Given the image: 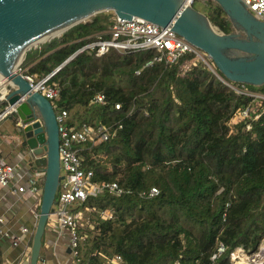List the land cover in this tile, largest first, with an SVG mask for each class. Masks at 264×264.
<instances>
[{
    "label": "trees",
    "instance_id": "trees-1",
    "mask_svg": "<svg viewBox=\"0 0 264 264\" xmlns=\"http://www.w3.org/2000/svg\"><path fill=\"white\" fill-rule=\"evenodd\" d=\"M203 12L219 31H234L218 3L206 1ZM112 14L96 13L29 48L21 63L39 78L52 73L49 81L59 86L54 102L71 123L122 125L115 137L80 150L93 181L123 189H103L78 206L94 208L80 228L81 255L90 264L114 254L122 264H211L221 242L216 264H230L236 246L252 251L264 235V114L249 128L243 122L230 129L232 112L250 98L193 52L173 62L156 61L154 50L77 52L97 40ZM247 87L264 92V84ZM100 90L108 104L97 107L90 98ZM152 186L156 195H140Z\"/></svg>",
    "mask_w": 264,
    "mask_h": 264
},
{
    "label": "water",
    "instance_id": "water-1",
    "mask_svg": "<svg viewBox=\"0 0 264 264\" xmlns=\"http://www.w3.org/2000/svg\"><path fill=\"white\" fill-rule=\"evenodd\" d=\"M193 1L0 0V77H6L9 84L14 85L7 96V103L16 105L13 116L17 122L15 129L19 146L29 152L27 160L45 170L40 214L29 264H37L40 259L41 238L48 214L54 211L55 194L63 175L60 173L59 138L53 106L47 98L33 91L29 83L16 72L26 50L36 46L32 44L45 36L69 25L63 33L75 24L86 21L81 18L112 11L121 18L135 16L162 27L171 26L178 35L204 54L203 62L219 77L217 71L232 82L254 86L264 84V21L254 18L240 0H215L227 13L234 27L238 22L246 30L248 40L237 39L232 32H218L208 17L192 6ZM226 49H239L247 55L230 57L225 53Z\"/></svg>",
    "mask_w": 264,
    "mask_h": 264
},
{
    "label": "built area",
    "instance_id": "built-area-1",
    "mask_svg": "<svg viewBox=\"0 0 264 264\" xmlns=\"http://www.w3.org/2000/svg\"><path fill=\"white\" fill-rule=\"evenodd\" d=\"M250 14L259 20L264 21V0H240ZM97 40L90 42L80 50H94L97 55H102L110 48L122 53H130L140 50L156 51L155 60L161 59L166 62H173L185 53L193 52L197 59L203 61V56L197 47L192 45L182 36L178 35L171 26L162 27L140 17L130 19L121 18L113 13L107 27L96 35ZM106 36V37H105ZM22 63V62H21ZM21 63L16 67L26 82L29 83L33 91L39 92L47 98L55 111L57 121V131L59 138L58 158L60 170L64 171L63 179L58 185L56 206L54 211L48 214L47 224L57 231L61 236L66 230L68 233L69 253L59 264H90L89 260L81 255L80 246L84 240L81 235V221L85 213L91 212L94 208L78 207L88 197L96 196L101 190L108 189L115 195H120L123 189L116 182L98 183L93 181V170L82 167V156L80 150L84 144L93 145L101 141H106L117 135L122 127L121 123L112 124H90L81 122L79 124L69 121V113L66 109L58 108L55 99L59 97V86L55 82H50L51 74L39 78L36 74L28 73L21 67ZM149 61L147 64H151ZM236 94L249 97V102L232 112L227 125L232 129L239 123H246V128L264 114V92L252 91L246 83L232 82L222 79ZM10 89H7L9 88ZM14 88V85L7 83L0 85V104H4L0 110V119L13 115L16 105L8 104L7 96ZM90 103L102 107L108 104V100L103 91L94 92L91 95ZM115 109L120 108V103H114ZM17 126V122H15ZM29 158V152L23 158ZM44 173L42 177H44ZM23 177L18 173L17 164L0 160V186L9 187L11 183L16 184L13 192L17 193H38L39 184L37 177H29L26 182H22ZM22 182V183H21ZM158 192L156 187H150L147 191H142L141 196L152 197ZM104 218H111V214L105 211H98ZM4 218L0 215V243L4 240H11V244L16 246L20 242V236L14 234L13 238L8 237L7 232L2 229ZM20 232L25 234L28 228L21 226ZM225 247L220 242L216 251L211 255V264H216V258L224 251ZM92 254V253H90ZM25 256L23 257V259ZM27 258V256H26ZM120 255L103 256L97 264H122ZM230 264H264V235L260 239L257 247L249 251L245 247L238 245L229 253ZM37 264H45L43 260H38ZM96 264V263H92Z\"/></svg>",
    "mask_w": 264,
    "mask_h": 264
},
{
    "label": "crops",
    "instance_id": "crops-1",
    "mask_svg": "<svg viewBox=\"0 0 264 264\" xmlns=\"http://www.w3.org/2000/svg\"><path fill=\"white\" fill-rule=\"evenodd\" d=\"M197 9V8H196ZM198 10V9H197ZM203 12V9H199ZM2 84V82H0ZM18 141L14 116H5L0 119V160L17 164L18 173L26 182L29 177H37L39 184L38 193H17L14 182L9 187L0 186V215L4 218L2 229L7 232L8 237L13 238L14 234L20 236V242L14 246L11 240H4L0 243L2 252V264H29V254L36 224L40 214L44 168H37L32 161L23 158L27 153L26 148H20ZM21 164V166H19ZM21 182V183H22ZM47 224V222H46ZM27 227V233L22 234L20 227ZM1 227V226H0ZM43 244V245H42ZM42 258L45 264H59L68 255V233L65 230L61 236L57 231L47 224L41 238ZM25 258L23 259V257ZM27 256V258H26Z\"/></svg>",
    "mask_w": 264,
    "mask_h": 264
},
{
    "label": "rangeland",
    "instance_id": "rangeland-1",
    "mask_svg": "<svg viewBox=\"0 0 264 264\" xmlns=\"http://www.w3.org/2000/svg\"><path fill=\"white\" fill-rule=\"evenodd\" d=\"M208 1V0H194L193 3H192V6L194 8H197V9H203V4ZM213 2H216L215 0H212ZM204 13V12H203ZM93 16V15H92ZM92 16H90L88 18V20H90L92 18ZM86 20V21H88ZM236 26L234 27V31H232V33L235 34V37L234 38H237V39H241V40H248V34L246 32V30L238 23L236 22L235 23ZM214 26V25H213ZM218 32H221L217 29ZM226 54L230 57H242V56H246L247 53L244 52V51H241L239 49H226L225 50ZM28 66L26 67H23V69L27 68ZM1 82H3V80H1ZM7 89H10L7 88ZM3 106L1 105L0 106V110H2ZM9 116H12V115H9ZM13 117V116H12ZM20 148H23V147H20ZM19 166H21V164H19ZM60 173L61 174H64V171L63 170H60ZM55 207L57 208V206L55 205ZM89 213H85L84 216H83V219L81 221V228L83 229H86L88 224H89ZM87 225V226H86Z\"/></svg>",
    "mask_w": 264,
    "mask_h": 264
},
{
    "label": "bare ground",
    "instance_id": "bare-ground-1",
    "mask_svg": "<svg viewBox=\"0 0 264 264\" xmlns=\"http://www.w3.org/2000/svg\"><path fill=\"white\" fill-rule=\"evenodd\" d=\"M188 6H189V4H187V8H188ZM87 19H88V17L81 18V20H87ZM68 26H69V25H68ZM68 26H66V27H64L63 29H60V30H58V31H56V32H54V33L48 35V36L43 37L42 39L36 41V42L33 43L32 45H37L39 42H44V41H46V40H48V39H50V38H52V37H56V36L60 35V34L62 33V31L65 30V28H67ZM32 45H31V46H32ZM21 61H22V60H21ZM20 63H21V62H20ZM20 63H19V64H20ZM19 64H18V65H19ZM18 65H17V66H18ZM1 80H3L2 84H0L1 86H3L4 84L6 85L7 83H9V81H8V79H7L6 77H4V78H1V77H0V82H1Z\"/></svg>",
    "mask_w": 264,
    "mask_h": 264
}]
</instances>
